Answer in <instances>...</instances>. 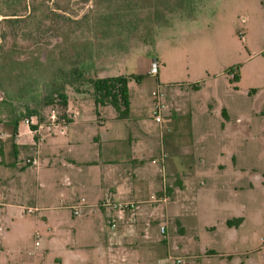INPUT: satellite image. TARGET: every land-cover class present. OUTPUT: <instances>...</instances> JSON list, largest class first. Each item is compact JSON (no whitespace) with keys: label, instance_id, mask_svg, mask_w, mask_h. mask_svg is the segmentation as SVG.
<instances>
[{"label":"rangeland","instance_id":"obj_1","mask_svg":"<svg viewBox=\"0 0 264 264\" xmlns=\"http://www.w3.org/2000/svg\"><path fill=\"white\" fill-rule=\"evenodd\" d=\"M120 75L142 76L129 82L130 102L146 116L159 89L177 91L188 119L212 126L210 135L196 128L192 138L211 160L193 179L198 199L187 207L184 230L161 217L173 246L168 255L187 256L189 264H264V0H0V149L9 156L10 119L20 118L22 137L31 141L23 119L35 110L47 122L48 101L58 92L73 112L97 119L99 109L107 126L114 109L96 105L91 81ZM205 105L219 116L207 119ZM224 109L228 127L221 132ZM45 134L39 178L33 167L17 198L41 211L0 210V264H60L59 243L82 240L88 212L74 216L67 207L70 192L80 191L66 178L73 154L62 145L47 149L67 137ZM34 147L24 160L35 156Z\"/></svg>","mask_w":264,"mask_h":264},{"label":"crops","instance_id":"obj_2","mask_svg":"<svg viewBox=\"0 0 264 264\" xmlns=\"http://www.w3.org/2000/svg\"><path fill=\"white\" fill-rule=\"evenodd\" d=\"M181 97L177 91L167 92L166 100L170 107L167 125L171 131L164 138H161L160 128L150 115L146 116L141 108L134 109L131 104L130 115L126 119H119L113 108L107 126L99 109L97 119L88 116L83 110L74 111L78 115L70 119L67 125L68 132L64 134L67 141L62 143L55 140L47 144V149L67 146L73 154L68 158L72 171L66 174V178L69 185L76 184L80 191L70 192L74 199L67 207L70 208L82 198L87 202V208L81 216L88 212L82 221V240L74 244L70 241L59 243L60 251L64 253L57 260L60 264H168L165 263V257L173 246L169 238L159 233L160 225L164 224L161 217L171 216L181 223L184 230L182 223L187 217V207L198 199L193 179L196 174L204 173L207 162L211 160L204 152L206 148L203 145L200 146L202 149L198 148V141L195 146L192 138L196 128L205 129L208 133L204 135H210L212 126L209 123L195 125L192 117L189 120L180 104ZM68 110L73 112L69 104ZM217 110L210 105L201 108L207 119L217 118ZM220 116L223 119L220 131L226 132L229 116L227 110L224 109ZM96 122L101 126L98 129L94 128ZM43 142L46 139L39 142L33 136L31 141L23 139L19 128L13 143V155L9 156L7 149H2L0 201L4 203L3 207L27 206L17 202V198L31 182L32 168H37V178L41 169L39 163L26 165L22 154L35 146V155L40 159L38 149ZM163 149L167 155L166 172L171 197L166 207L144 205L135 223L129 217L123 221L109 217L98 207L108 192H113L117 198L130 200H147L152 192H159L163 179L153 160L160 157ZM49 151L46 150L45 155L51 156ZM218 167L224 168L222 164ZM39 238L36 241L37 247L41 245ZM75 246L81 249L77 253L73 250ZM166 248L165 257H159L153 263L148 262L159 251H166ZM46 251L47 248H42L44 254Z\"/></svg>","mask_w":264,"mask_h":264},{"label":"built area","instance_id":"obj_3","mask_svg":"<svg viewBox=\"0 0 264 264\" xmlns=\"http://www.w3.org/2000/svg\"><path fill=\"white\" fill-rule=\"evenodd\" d=\"M166 96L167 94L165 91L159 89L157 98L151 106V118L160 128L161 138H164L165 134L171 131V128L167 125V115L170 111V107L167 103ZM77 115V112H71L68 109L63 112L59 107H52L50 114L48 115L47 122L42 121L40 117L36 115L25 117L23 121L27 125L29 133L33 136V138H36L39 142H42L46 137L45 130L59 135H64L66 133L65 127L70 122V119L76 118ZM3 136L4 132L0 127V138H3ZM166 157V152L163 149L160 157L153 160V163L159 168L163 179L162 187L159 192H152L150 198L147 200L120 199L115 197L113 192H108L99 202L98 207L102 208L109 217H113L114 219L116 218L122 221L129 217L130 221L133 223L137 221V214L144 205L166 207L171 201V197L169 195V185L167 181ZM38 163L39 159L36 157V155L26 159L27 165H38ZM3 206L4 203L0 201V210ZM21 208L24 214L40 212V209L37 207L32 208L29 206H22ZM86 208L87 203L84 198L80 199L78 203L70 207L74 216H82ZM159 230L161 235L167 239L169 238V227L167 223L160 225ZM165 263L189 264V261L187 256L170 254L165 259Z\"/></svg>","mask_w":264,"mask_h":264},{"label":"trees","instance_id":"obj_4","mask_svg":"<svg viewBox=\"0 0 264 264\" xmlns=\"http://www.w3.org/2000/svg\"><path fill=\"white\" fill-rule=\"evenodd\" d=\"M141 81L142 76H111L104 78H97L91 81L92 95L94 96L97 106H112L119 119H126L130 115V88L129 82L131 80ZM48 104L52 107H59L63 112L68 109V97L64 92H58L57 96L51 98ZM37 111H29V114H36ZM1 111H0V123H1ZM19 117L11 118V126L14 137L18 134L19 129ZM2 154V148L0 149ZM243 222V218L239 217L234 220L236 225H240Z\"/></svg>","mask_w":264,"mask_h":264}]
</instances>
